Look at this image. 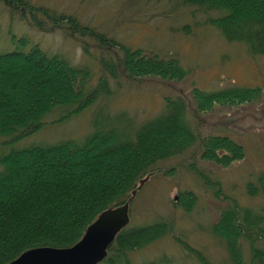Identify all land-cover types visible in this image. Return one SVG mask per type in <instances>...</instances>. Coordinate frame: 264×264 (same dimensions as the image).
Returning <instances> with one entry per match:
<instances>
[{
	"label": "trees",
	"instance_id": "1",
	"mask_svg": "<svg viewBox=\"0 0 264 264\" xmlns=\"http://www.w3.org/2000/svg\"><path fill=\"white\" fill-rule=\"evenodd\" d=\"M0 1L32 27L41 31L63 28L73 37L88 36L103 53L98 57L101 72L92 83L89 68L72 65L59 54L47 52L28 36H11L15 47L0 52V144L12 143L37 131L46 122V115L54 110H64L59 115V119H64L100 95L110 96L111 81L119 85L122 79L144 75H175L172 60H157L153 50H130L72 15L30 0ZM179 1L205 12L215 11L207 20L226 40L243 42L253 54L264 53V0ZM116 47H120L122 54ZM40 74L45 78L39 79ZM49 79L51 86L43 85ZM19 81L30 89V98L20 100L9 91H21ZM260 90L257 86L232 84L205 91L196 86L192 89L195 105L190 108L201 113L210 107L209 102L256 99ZM188 113L187 103L180 96H165L159 111L137 125L128 112L110 116L101 108L81 141L35 143L1 153L0 264L31 247L72 245L99 212L130 200L137 181L159 171L157 163L161 160L189 150V157L198 154L200 159L223 166L243 158L244 147L230 136L194 132ZM52 153L67 157L51 158ZM70 154L75 155L69 157ZM262 180L260 176L259 181ZM255 187L247 184L250 193H256ZM190 203L184 205L187 210ZM213 229L225 236L226 264H246L238 246L242 239L249 248L248 264H264V207L256 210L233 198ZM169 230L170 224L163 218L125 225L116 232L106 256L97 264H131V250L153 242ZM194 252L200 264H214Z\"/></svg>",
	"mask_w": 264,
	"mask_h": 264
},
{
	"label": "rangeland",
	"instance_id": "2",
	"mask_svg": "<svg viewBox=\"0 0 264 264\" xmlns=\"http://www.w3.org/2000/svg\"><path fill=\"white\" fill-rule=\"evenodd\" d=\"M30 2L72 15L82 24L114 37L130 50L155 51L157 60L174 62L171 65L175 75L165 78L144 75L122 79L119 85L111 81L110 96L100 95L90 105L64 119H59L64 110L48 113L46 122L37 131L12 143L0 144V154L35 143L81 141L101 108L110 116L128 112L137 125L159 111L165 96L183 97L194 132L228 135L244 147V156L223 166L200 159L198 154L189 157V150L159 161V171L142 177L147 178L139 188L142 178L137 181L136 191L129 200L127 226L163 218L170 224V230L153 242L131 250L128 257L131 264H200L194 252L197 251L214 264H226L225 236L216 234L213 224L233 198L240 205L256 210L264 207V53L253 54L243 42L226 40L207 20L215 11L205 12L179 0ZM64 31L63 28L41 31L32 27L0 1V52L15 47L11 36L25 35L32 43L49 53L59 54L70 64L89 68L93 73L92 83L95 82L101 72L98 57L103 54L102 50L92 38L73 37ZM118 48L122 54L120 47L115 49L118 51ZM32 74L37 76L35 72ZM45 76L40 74L39 79ZM51 81H44L43 85L51 86ZM30 82L36 84L33 79ZM18 83L21 91H9L17 99L30 98V89L22 81ZM232 84L257 86L261 89L260 95L247 101L209 102L210 107L201 113L191 110L195 105L194 87L212 91ZM49 157L63 159L67 155L52 153ZM260 176L262 181H259ZM248 183L257 185L256 193L247 190ZM187 201L191 202L188 210L184 207ZM238 246L248 264L247 243L242 239Z\"/></svg>",
	"mask_w": 264,
	"mask_h": 264
},
{
	"label": "water",
	"instance_id": "3",
	"mask_svg": "<svg viewBox=\"0 0 264 264\" xmlns=\"http://www.w3.org/2000/svg\"><path fill=\"white\" fill-rule=\"evenodd\" d=\"M146 178L140 180L137 188ZM135 191H132V196ZM128 222L129 200L99 212L72 245L31 247L6 264H97L106 256L116 232Z\"/></svg>",
	"mask_w": 264,
	"mask_h": 264
}]
</instances>
